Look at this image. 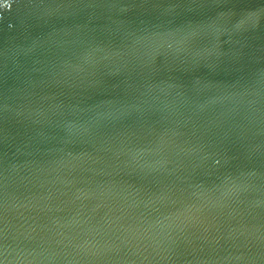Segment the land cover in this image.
I'll return each instance as SVG.
<instances>
[{"label": "water", "instance_id": "obj_1", "mask_svg": "<svg viewBox=\"0 0 264 264\" xmlns=\"http://www.w3.org/2000/svg\"><path fill=\"white\" fill-rule=\"evenodd\" d=\"M0 264H264V0H0Z\"/></svg>", "mask_w": 264, "mask_h": 264}]
</instances>
